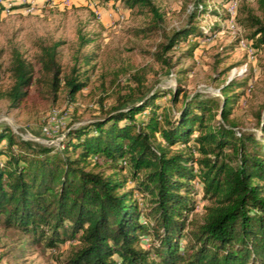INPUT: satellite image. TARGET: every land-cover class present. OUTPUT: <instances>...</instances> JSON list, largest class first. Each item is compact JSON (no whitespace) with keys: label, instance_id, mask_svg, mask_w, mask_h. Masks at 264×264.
Here are the masks:
<instances>
[{"label":"trees","instance_id":"1","mask_svg":"<svg viewBox=\"0 0 264 264\" xmlns=\"http://www.w3.org/2000/svg\"><path fill=\"white\" fill-rule=\"evenodd\" d=\"M94 1L137 6L151 28L161 21L151 0ZM206 1L191 0L184 24L163 35L158 61L170 66L165 53L215 31L197 21ZM255 3L258 14L240 6L235 17L254 52L264 44V0ZM88 42L78 36L79 47ZM58 45H39L36 69L11 51V84L1 94L10 107L31 86L45 84L52 100L63 89L68 101L85 86L77 57L63 72ZM132 77L134 87L100 117L68 127L56 147L0 127L1 224L46 249L73 241L64 264H264V108L259 134L229 120L247 78L224 81L216 97L179 84L148 90L142 74ZM196 206L201 215L192 218Z\"/></svg>","mask_w":264,"mask_h":264},{"label":"rangeland","instance_id":"2","mask_svg":"<svg viewBox=\"0 0 264 264\" xmlns=\"http://www.w3.org/2000/svg\"><path fill=\"white\" fill-rule=\"evenodd\" d=\"M151 1L161 14V21L154 28L150 27L148 12L139 13L137 6L128 8L119 1L29 0L28 5L19 6L22 0H0V127L7 126L24 140L56 147L68 127L100 117L119 95L134 87L133 73L144 76L148 90L171 89L179 84L188 94L200 92L219 97L230 70L245 68L242 74L232 77H246L247 83L229 120L234 130L259 134L256 113L264 108V44L248 57L227 27L225 4L207 0L206 11L197 21L204 28L213 27L216 36L208 42L199 39L181 43L165 53L171 57L170 66H166L155 58V52L164 34L184 24L191 0ZM240 6L250 7L258 14L255 0H236V14ZM241 30L245 38L248 31ZM78 36L88 38L89 42L79 47ZM54 41L59 42L57 59L63 72L77 57L80 70H86L85 86L73 101H68L63 89L52 100L45 84L37 89L31 86L26 100L18 107H10L1 94L11 84V51L16 49L36 69L39 45ZM192 44L196 45L189 53ZM84 55L90 57L87 64L83 62ZM160 102L168 105V95ZM53 112L54 120L50 119ZM218 120L214 114L211 123ZM200 215L196 206L189 216ZM27 239L15 229L5 228L0 221V264H64L73 244L66 241L46 249L41 244L26 243Z\"/></svg>","mask_w":264,"mask_h":264},{"label":"built area","instance_id":"3","mask_svg":"<svg viewBox=\"0 0 264 264\" xmlns=\"http://www.w3.org/2000/svg\"><path fill=\"white\" fill-rule=\"evenodd\" d=\"M224 9L227 15V27L231 30L232 33L236 35L237 45L240 49L245 50V53L248 57H252L254 54V50L249 44V42L241 36V28L235 24L236 17V0H228V2L224 5ZM123 16H119V19H122ZM216 36L215 33L208 34L202 38L204 42L211 41ZM245 68H232L230 70V74L228 76V80L232 77L242 74ZM56 118V113H52L50 119L54 120ZM45 130V128H43Z\"/></svg>","mask_w":264,"mask_h":264},{"label":"crops","instance_id":"4","mask_svg":"<svg viewBox=\"0 0 264 264\" xmlns=\"http://www.w3.org/2000/svg\"><path fill=\"white\" fill-rule=\"evenodd\" d=\"M29 1V0H28Z\"/></svg>","mask_w":264,"mask_h":264}]
</instances>
